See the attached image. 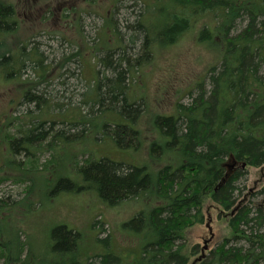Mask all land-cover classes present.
<instances>
[{"label":"trees","instance_id":"obj_1","mask_svg":"<svg viewBox=\"0 0 264 264\" xmlns=\"http://www.w3.org/2000/svg\"><path fill=\"white\" fill-rule=\"evenodd\" d=\"M141 1L145 10L137 14L135 31L130 36L132 43L141 41L139 53L135 52L136 45L129 47L127 53L113 49L102 55L96 53L95 76L86 82L87 89L76 105L57 102L49 92L38 89L46 78L50 81L61 77L63 63L53 74L55 66L44 63L37 46L27 51V45L20 44L21 58L13 62L19 67L12 68V74L20 75L27 62L40 69L41 79L24 80L28 87L20 104L27 103L37 110L8 120L7 123L20 125L16 124L14 134L5 133L4 128L0 143L5 149L10 144L11 154L23 157L19 167L34 161L38 169L51 164V156L63 139L84 132L93 140L105 141L109 136L121 148H141L144 129L137 122L147 113L143 110L147 108V98L129 94L136 69L145 63L155 43L171 46L207 17L213 25H202L198 39L215 49V60L204 78L188 87L189 103L176 102L170 113L155 115L150 162L143 166L126 165L84 151V159L79 161L76 156L73 164L75 171L83 174L85 183L69 180L63 189L55 191L91 190L105 203L145 201L144 208L114 226L113 233L122 236L118 244L112 234L111 238H100L90 235V228L84 234V230L56 225L49 235H43L44 249L50 253L47 259L38 261L31 254L35 245L22 231L17 233V244L9 243L5 252L0 227L3 264H264V206L239 200L242 177L252 168H264V0H165L164 14L160 15L162 27L152 32L143 18L155 8L154 2ZM15 15L14 5L0 0V32L17 31ZM131 49L135 54H129ZM12 57L6 50L0 56V64ZM80 58L81 52L73 50L69 60L80 62ZM62 107V112L54 111ZM68 110L76 113L70 120L58 116ZM58 123L67 126L57 129ZM100 134L101 138L96 137ZM31 143L39 148L38 152L31 150ZM48 152L52 153L50 158L40 163V155ZM229 158L241 166L226 178ZM15 160H10L11 164ZM13 177L15 182L23 181ZM4 179L0 177V181ZM26 198L27 195L23 200ZM208 201L215 203L220 216L227 218L229 234L215 248L203 247L199 252L198 245H187L186 232L207 223L204 207ZM20 233L25 235L24 241L19 240ZM131 254L137 255L132 262L126 260Z\"/></svg>","mask_w":264,"mask_h":264},{"label":"rangeland","instance_id":"obj_2","mask_svg":"<svg viewBox=\"0 0 264 264\" xmlns=\"http://www.w3.org/2000/svg\"><path fill=\"white\" fill-rule=\"evenodd\" d=\"M5 1L16 8L19 24L15 33L7 30L0 32V56L6 50H9L13 56L11 60L0 64V132L5 128V133H16L15 127L19 122L7 123L8 120L21 113L37 110V107H30L27 103L20 104L28 87L24 80L41 79L42 76L39 77L41 73L38 72L40 69H34L27 62L20 75L12 74V68L19 67L13 62L21 58L20 44L27 45V51H32L33 45L37 46L35 48L44 56V63L55 66L53 74L58 72L59 66L63 63L64 67L59 72L61 77L55 80L48 77V80L51 78L50 81L46 78L38 89L40 91L44 89L49 92L48 95L56 98L57 102H66L69 106L81 101L87 89L86 82L95 76L94 70L98 59L94 56L96 53L103 54L108 49L127 53L129 47L132 48L133 45L137 48L135 52L140 51L141 41L132 43L130 36L134 33L132 30L135 31L133 23L138 18L137 14L145 10L141 0H94L93 3H85L78 9L70 11L65 8L67 4H63L62 7L59 4L65 2L75 4L79 3V0ZM164 1L153 0L155 8L143 18L144 25L151 32L162 27L163 20L160 15L164 14L162 11ZM129 11H133L134 14ZM204 24L213 25L207 17L202 18L197 26L192 27L171 46L155 43L145 63L136 69L137 73L131 82L129 94L147 98L145 99L147 108L143 109L147 113L137 122L143 124L144 129L145 142L141 148H121L109 136L104 138L105 141L93 140L84 132L63 139V143L54 150L53 156L49 152L41 154L40 163L50 156L52 162L46 169H38L34 161L19 167L18 163L24 160L23 157L12 155L10 144L7 145V151V148L5 149L0 143V166L3 168L0 169V177H6L0 181V199L3 200L0 204V227L3 228L2 243L5 252L8 250L6 245L9 247V243L14 246L17 244V233L22 231L29 243L35 245V249H31L32 258L36 261L47 259L50 251L44 249V236L49 235L51 229L60 224L79 231L84 230V234L85 229L90 228L89 234L98 235L100 238H111L112 234L117 244L122 242L119 232L113 233L116 232L114 226L133 218L144 208L145 201L129 200L112 205L103 202L95 191L55 192L56 188L63 189L62 187H65L69 180L85 183L82 179L83 174L75 171L73 164V158L76 156L80 157L79 161L84 159L81 157L84 151L93 153L96 158L108 157L126 165L143 166L150 162V145L155 138L151 128L155 115L170 113L176 102L189 103L191 97L186 95L188 87L200 77L204 78L208 66L215 60V49L198 39V30ZM136 35L139 36L138 33ZM118 38L120 42L117 41ZM118 43L121 45L120 48L116 47ZM73 50L81 52L80 62L69 60ZM135 52L131 49L129 54ZM98 67L102 69L101 65ZM64 107L56 108L54 111L62 112ZM73 113L74 111L68 110L58 116L70 120L71 116L74 117L76 114ZM49 118L54 116L49 115ZM58 124L57 129L67 126L63 123ZM101 136L103 135L96 137L101 138ZM30 147L33 152H38L39 148L35 149L32 143ZM169 154L176 153L169 152ZM15 158L16 162L13 165L10 160ZM240 166V163L229 158L225 177L227 178ZM13 176L20 177L23 181L15 182ZM239 188L241 189L239 200L264 206V168L250 169L242 177ZM249 190L251 195L248 196ZM26 195L27 198L23 200ZM204 212L207 223L197 224L186 232L187 245H198L199 252L203 247L207 250L215 248L222 238L229 234L227 218L224 215L220 216V209L215 203L208 201ZM119 229L132 233L121 227ZM25 235L20 233L19 240L24 241ZM14 246L11 251L13 253ZM25 253L26 251H23V255ZM129 256L126 258L127 261L132 262L137 258L136 254ZM3 263L2 257L0 264Z\"/></svg>","mask_w":264,"mask_h":264},{"label":"flooded vegetation","instance_id":"obj_3","mask_svg":"<svg viewBox=\"0 0 264 264\" xmlns=\"http://www.w3.org/2000/svg\"><path fill=\"white\" fill-rule=\"evenodd\" d=\"M85 3H86V4H90V3H89V0H79V3L69 4L68 2H65V3L59 4V6L62 7L63 4H67L65 8H66L67 10L70 11V10H72V9H78V7H81V5H83V4H85ZM15 17H16L15 20L18 21V22H17V26H18V24H19V19H18V17H17V10H16V15H15ZM62 21H67V20H66V19H65V20L62 19Z\"/></svg>","mask_w":264,"mask_h":264},{"label":"water","instance_id":"obj_4","mask_svg":"<svg viewBox=\"0 0 264 264\" xmlns=\"http://www.w3.org/2000/svg\"><path fill=\"white\" fill-rule=\"evenodd\" d=\"M206 249V248H205Z\"/></svg>","mask_w":264,"mask_h":264}]
</instances>
